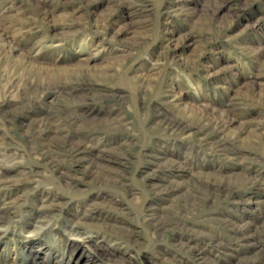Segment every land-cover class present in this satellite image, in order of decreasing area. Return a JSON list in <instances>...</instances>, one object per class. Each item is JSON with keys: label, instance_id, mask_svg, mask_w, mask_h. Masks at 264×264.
<instances>
[{"label": "rangeland", "instance_id": "374dc122", "mask_svg": "<svg viewBox=\"0 0 264 264\" xmlns=\"http://www.w3.org/2000/svg\"><path fill=\"white\" fill-rule=\"evenodd\" d=\"M0 264H264V0H0Z\"/></svg>", "mask_w": 264, "mask_h": 264}]
</instances>
